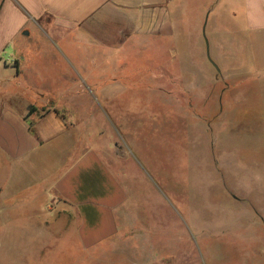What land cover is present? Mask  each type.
Segmentation results:
<instances>
[{"label": "crops", "instance_id": "crops-1", "mask_svg": "<svg viewBox=\"0 0 264 264\" xmlns=\"http://www.w3.org/2000/svg\"><path fill=\"white\" fill-rule=\"evenodd\" d=\"M225 19L244 21L251 35L264 33V0H0V188H14L18 195L34 189L71 213L76 237L85 247L141 244L152 233L153 251H134L125 263L182 264L180 256L161 255L155 245L158 225L148 230L146 221L133 214L137 207L125 183L127 172L114 168L108 156L114 162H138L123 139H110L108 132H130L123 119L127 101L142 96L127 78L146 64L157 69L146 87L151 93L173 102L197 99L207 106V38L218 69H231L221 77L226 86L219 103L227 96L236 103L245 98L242 85H248L246 99L261 102L255 113L261 116L258 129L251 128L247 146L254 157V190L232 186L226 196L234 208L250 209L256 225L264 228V87H257L264 76L257 60L249 72L240 64L229 66L226 43L217 35L218 22ZM233 42L236 51L243 45L238 36ZM140 51L149 57L140 61ZM178 55L185 57L180 75L170 69ZM93 100L104 101V112ZM103 132L109 140L105 145ZM218 146V179L229 187L228 180L238 179L235 161ZM160 208L154 206L152 214Z\"/></svg>", "mask_w": 264, "mask_h": 264}, {"label": "rangeland", "instance_id": "rangeland-1", "mask_svg": "<svg viewBox=\"0 0 264 264\" xmlns=\"http://www.w3.org/2000/svg\"><path fill=\"white\" fill-rule=\"evenodd\" d=\"M244 24V21L231 19L218 22L217 35L226 43V60L229 66L240 68V64L248 72L249 65L258 62L260 75L264 76V33L251 35ZM235 36L240 37L243 44L237 51L231 48ZM139 54L140 61L150 55L149 52ZM197 58L193 53V61ZM183 59L185 57L178 55L176 62L170 65L172 72L181 74ZM209 66L207 106L205 101L202 104L197 99L173 102L151 93L146 87L153 81L151 74L157 69L151 64L137 67L135 74L127 78L135 82L142 96L127 101L129 110L123 119L130 132L110 131L108 134L110 139H123L138 164L130 160L129 163L114 162L110 154L108 160L114 168L127 172L125 183L137 207L133 214L146 221L148 230L158 225L155 245L162 251L161 255L180 256L182 264H264V242L261 241L264 228L256 225L250 209L234 208L226 196L232 186L234 190L238 187L246 192L254 190L251 173L254 177L256 172L250 166L254 157L248 154L247 146L251 144L248 138L251 128L258 129L256 124L261 116L255 113L259 114L256 107L261 102L246 99L248 85H242L239 90L245 98L236 103L227 93L224 104L219 103L220 92L226 86L221 77H226L231 69H219L217 73L210 63ZM89 88L82 84L84 91L88 92ZM261 97L264 99V94ZM92 102L96 109L104 112V101ZM189 110L193 114H189ZM185 124L188 131L182 128ZM101 135L102 144L109 143L105 132ZM218 144L224 146L235 161L238 179L228 180L229 187L218 179ZM154 173L159 178H154ZM14 192V188H0V264H126V256H132L134 251H153L152 233L141 244L119 241L85 247L76 237L71 213L44 200L34 189L24 190L19 195ZM154 206L161 208L152 214ZM172 261L180 264V260Z\"/></svg>", "mask_w": 264, "mask_h": 264}, {"label": "water", "instance_id": "water-1", "mask_svg": "<svg viewBox=\"0 0 264 264\" xmlns=\"http://www.w3.org/2000/svg\"><path fill=\"white\" fill-rule=\"evenodd\" d=\"M204 40H205V47H206V57H207L209 63L214 67L216 72L219 73L218 67L215 65V63L211 60V58L209 56V46H208V42H207L206 38H204Z\"/></svg>", "mask_w": 264, "mask_h": 264}]
</instances>
